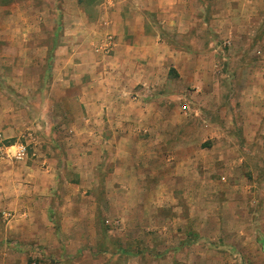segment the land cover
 Instances as JSON below:
<instances>
[{
  "label": "rangeland",
  "instance_id": "1",
  "mask_svg": "<svg viewBox=\"0 0 264 264\" xmlns=\"http://www.w3.org/2000/svg\"><path fill=\"white\" fill-rule=\"evenodd\" d=\"M114 10L104 0H0V70L14 78L0 97V148L27 149L24 160L0 159V196L12 191L6 173L31 186L17 202L0 198V264H264V0H196L179 23L182 11L162 15L160 52L171 57L133 84L112 50ZM9 30L29 35L25 52L5 42ZM83 93L89 109L100 98L115 114L106 144L88 145L78 127ZM81 154H94L82 160L91 174L75 171ZM119 169L128 180H111ZM43 189L55 243L53 231L34 241L29 223L7 226Z\"/></svg>",
  "mask_w": 264,
  "mask_h": 264
},
{
  "label": "crops",
  "instance_id": "2",
  "mask_svg": "<svg viewBox=\"0 0 264 264\" xmlns=\"http://www.w3.org/2000/svg\"><path fill=\"white\" fill-rule=\"evenodd\" d=\"M105 3L108 5L113 6L117 13H115L112 21L113 23H116V25L111 29V34L113 35V48L112 50L115 51V56L117 57L116 61L118 66V73L120 74V77H128L131 79V83L138 82L140 79H142L145 74L148 77L154 78V66L156 62H161L167 60L168 57H171V55L168 54L167 58L165 53H161L160 51H166L164 47H167L166 44L161 40V27L162 24V15H168L171 16L175 14L176 10L182 11V13L175 14L176 16H181L182 20H176L177 23L184 21L183 15L184 13H187L186 8L190 3L193 2L196 5V0H104ZM199 5V2L197 3ZM188 19L191 18L190 13H188ZM174 15V16H175ZM157 17L158 21H155L154 17ZM108 23V24H107ZM107 27L109 26L108 20L106 21ZM160 31V32H159ZM108 32V31H107ZM110 33V32H109ZM3 37L5 38V42H7L10 45H17L21 47L22 52H25L26 49V42L29 40V35H26L25 33H21L20 31H14L9 30L7 33H3ZM2 40V39H1ZM4 41V40H3ZM25 45V46H24ZM168 53V52H167ZM9 54L2 55L3 62L13 61L14 59L11 56H8ZM1 57V56H0ZM158 57V61H155V58ZM143 58V59H142ZM141 60V62L139 61ZM159 62V63H160ZM7 65V64H6ZM178 66V65H177ZM5 68H8L6 66ZM132 68V69H130ZM4 68L0 70V97H4L3 91L5 90L3 87L7 84V82L11 79L13 81L14 78H11L10 75L4 73ZM25 74H19L17 77L16 82L21 83L22 86L26 85V78L24 76ZM153 76V77H152ZM126 77V78H127ZM146 78V77H145ZM156 78V77H155ZM148 83V82H147ZM89 96L87 93H83L80 97H77V102L79 104L83 105L85 110H82L81 108L78 111V118L77 121L78 127L81 128L82 133H87L88 137L86 142L88 145H90V142H94L95 144L105 143L103 139V135L106 132V118L113 119L115 118V114L113 111L107 112L110 107H107L106 104L100 103V98H96L95 104L97 105V108L95 109H89L88 103H89ZM99 100V101H98ZM103 106L105 110H100V107ZM41 112V111H40ZM43 112V111H42ZM18 113H25L23 110H18ZM60 113V112H58ZM2 116V115H1ZM11 115L6 113L3 115L5 118H10ZM89 118H93V122L89 121ZM0 125V132L5 133L6 130H3V128L9 126L8 120H1ZM5 123H4V122ZM5 124V125H4ZM114 122H111V128L113 130H116L117 127H113ZM70 126L67 127V130L71 132V135L74 131V127L69 130ZM166 129V128H165ZM168 129V128H167ZM178 129V128H177ZM171 130V129H169ZM116 131H113L115 134ZM180 133V128L176 131L175 134ZM75 135L71 136V139H74ZM18 144V143H15ZM14 145V144H11ZM8 145V146H11ZM7 146H1L0 152L6 148ZM67 151V157L69 158V150ZM78 162L75 165L76 170L80 176L82 174L86 175L88 173H92L97 167H95L94 164L88 165V161L84 163L82 160L85 158L95 159L93 158L94 154L90 157L88 154H81L77 155ZM2 161L5 162H13L11 160H7L3 155L2 158H0ZM48 159V158H47ZM46 158L44 161L41 162V164L46 165L47 162H52L51 159H53V156H51V159L47 160ZM24 160V159H23ZM51 165V164H50ZM47 167V166H46ZM42 169V168H40ZM43 173L39 171V177H44L47 174L48 178V184L54 183V180L56 178V174H50L52 172L51 169L45 170L42 169ZM126 169H119V173H115L116 175L111 178L112 181L121 182L123 180H128L127 176L128 174H124ZM123 172V173H122ZM49 174V175H48ZM126 175V176H125ZM4 177H6L5 182ZM4 177L2 178V186L6 184L8 187H11L12 191L10 193H2L0 198L1 200L6 199H13L12 201L17 202L19 198H22L24 194L31 195V186L30 185H24L22 183H28L26 180H23V177H14L11 175V173L4 174ZM124 177V178H123ZM107 178V177H106ZM108 182H111L108 180ZM23 187V188H22ZM8 190V188H6ZM6 191V190H5ZM33 192H37L33 190ZM43 192V193H42ZM39 196L37 199H39V204L36 205H29L28 207H15L12 211L13 216L10 213L9 216L11 217L10 220L7 222V226L9 229H11L12 232V226L20 222L22 223H29L31 229H33V238L37 240H43L45 236L43 235V232H45L47 235L51 234L52 231L54 233L53 240L54 243L57 241V237L55 235V225L53 223V226L50 225V222L48 218L51 214V207L48 206V202L50 201V195L52 194L48 189H43L40 192H38ZM34 195H36L34 193ZM37 196V195H36ZM49 198V199H48ZM41 202V203H40ZM50 204V202H49ZM5 209V208H4ZM3 209V210H4ZM61 209V208H60ZM9 212V210H6ZM53 213V212H52ZM30 215H36L38 218V221L31 220ZM18 218V221H17ZM16 221V222H13ZM33 222V223H32ZM68 222V221H67ZM73 226L74 223L69 222V226ZM51 226V227H49ZM74 227V226H73ZM15 228V227H14ZM18 230V229H16ZM10 233V232H9ZM51 241V242H52ZM50 242V243H51ZM39 243V242H38ZM39 245H43V243H39Z\"/></svg>",
  "mask_w": 264,
  "mask_h": 264
},
{
  "label": "built area",
  "instance_id": "3",
  "mask_svg": "<svg viewBox=\"0 0 264 264\" xmlns=\"http://www.w3.org/2000/svg\"><path fill=\"white\" fill-rule=\"evenodd\" d=\"M1 152L7 160L11 161H21L27 156L26 146L22 144L7 146Z\"/></svg>",
  "mask_w": 264,
  "mask_h": 264
},
{
  "label": "trees",
  "instance_id": "4",
  "mask_svg": "<svg viewBox=\"0 0 264 264\" xmlns=\"http://www.w3.org/2000/svg\"><path fill=\"white\" fill-rule=\"evenodd\" d=\"M80 3V2H79Z\"/></svg>",
  "mask_w": 264,
  "mask_h": 264
}]
</instances>
